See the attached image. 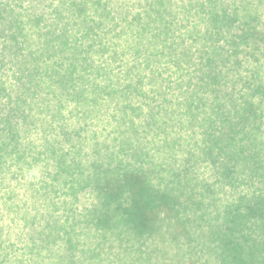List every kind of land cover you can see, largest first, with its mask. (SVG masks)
Returning <instances> with one entry per match:
<instances>
[{"label": "trees", "instance_id": "1", "mask_svg": "<svg viewBox=\"0 0 264 264\" xmlns=\"http://www.w3.org/2000/svg\"><path fill=\"white\" fill-rule=\"evenodd\" d=\"M128 3L61 0L48 19L36 12V125L44 132L40 148L0 146V193L10 175L25 179L45 157L56 164L58 186L25 181L32 199L48 201L62 187L70 204L86 189L95 197L81 214L70 205L61 224L53 199L49 214L23 212L10 187L2 204L14 213L12 223L23 220L19 235L28 229L27 248L39 263L169 264V256L182 264L188 253L198 256L196 244L198 252L207 249L227 213L238 229L244 219L228 208L243 198L229 203L231 187L264 150V0ZM70 102L75 129L61 134L56 121ZM110 105L117 144L108 151L99 142L83 163L82 135ZM154 126H162L157 153L139 143L140 131ZM179 159L178 169L164 165Z\"/></svg>", "mask_w": 264, "mask_h": 264}, {"label": "rangeland", "instance_id": "2", "mask_svg": "<svg viewBox=\"0 0 264 264\" xmlns=\"http://www.w3.org/2000/svg\"><path fill=\"white\" fill-rule=\"evenodd\" d=\"M137 0L127 2V0H112L113 4L128 3L135 7ZM231 1V0H230ZM61 0H0V146L8 142L16 144L17 150H21L26 144H34L41 147L43 136V126L36 125V12L43 13L48 19L52 15L56 6L60 5ZM132 11L135 12V9ZM128 62H133L131 56L124 57ZM125 64L119 62L115 65L117 72L121 70V66ZM121 78V77H120ZM145 109H147V101L140 98ZM104 107L100 120L93 119L90 121V130L83 133L82 138L84 142H79L80 148L83 149V156L81 161L87 163L88 160L94 159L93 147H96L99 142L102 148L109 151L111 146L117 144V137L114 133L113 126H109L108 122L111 120V115L115 112L116 107ZM75 108V103H66L64 108L63 120L56 121V131L64 132L62 128L67 126L66 131H73L75 128L76 117L71 110ZM29 116L27 124L24 122V116ZM84 124V123H82ZM151 130L140 131L141 137L139 143L152 153L159 152L162 138L158 135L162 126H154ZM95 132L98 135H95ZM164 134V133H163ZM165 136V135H164ZM157 140V143L154 142ZM72 147L75 142H69ZM104 145H103V144ZM66 145V149L69 145ZM6 153L0 152V155ZM125 160H128L127 155H122ZM257 158L253 159L254 169L251 172H246L245 175L239 176L241 184H235L231 187L230 202L233 199L237 201L239 196H243L237 203L231 204L228 212L234 213L237 210L239 214L244 216L238 224V229L235 225L236 217H224V220H219L215 223L217 232L209 235V242L206 250H199L202 245L196 244V255L193 252L182 260V264H264V150ZM40 161L36 165V170L25 175V179L21 175H10L13 180L6 183V186L0 193V211L3 212V217L0 216V264H57V259L50 258L44 263H39L36 256L29 252L27 245L28 229L23 234L25 238L19 235L24 223L21 217H18L16 222L12 223L10 212L2 204L3 196L10 189L11 186L17 187V193L21 196V204L23 212L31 209L32 213L39 216L49 214L52 211L50 199H53L57 209L54 214L59 217V221L63 224L69 216L66 210L70 205L74 207L77 214L84 212L85 208H89L94 203V195L90 189H86L80 194L79 203H72L67 189L62 187L61 191H57L47 201L46 197L41 198L36 195V200L32 199L27 187L24 186L25 181H36V186H41L44 181L50 182L54 185L58 184L53 179V174L56 171V164L54 161H46L45 157H37ZM171 164L173 168H180L182 160L174 162L173 160H166V167ZM165 167V168H166ZM164 168V169H165ZM51 176H48L49 173ZM162 176L163 174L160 173ZM166 178L169 174H165ZM164 177V176H163ZM38 190V188H36ZM251 210L256 213H250ZM73 215H70L69 221ZM247 218V219H246ZM230 233L224 231L231 223ZM60 223H58L60 225ZM44 221L41 220L36 227H43ZM188 241L187 239L184 240ZM202 242V241H200ZM206 242V240H205ZM208 242V241H207ZM196 241L192 242V245ZM184 245V243H182ZM54 248V247H53ZM173 247L172 254L180 251V248ZM56 249V248H55ZM178 249V250H177ZM184 251H189L184 246ZM183 253V251H182ZM23 260H25L23 262ZM170 264L172 257H167Z\"/></svg>", "mask_w": 264, "mask_h": 264}]
</instances>
